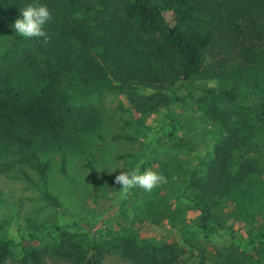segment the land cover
<instances>
[{
	"label": "trees",
	"instance_id": "16d2710c",
	"mask_svg": "<svg viewBox=\"0 0 264 264\" xmlns=\"http://www.w3.org/2000/svg\"><path fill=\"white\" fill-rule=\"evenodd\" d=\"M32 3L46 5L52 19L44 26L47 42L43 38L25 39L13 51L0 52V172L13 170L27 177L25 170H29L45 182L48 153L56 150L60 152V170L65 172L69 145L80 143L99 125L98 109L88 101L92 92L117 89L136 113L157 110L163 97L156 99L154 94L140 91V86L155 82L148 79L143 65H135L122 53L110 57L97 54L105 41L118 47L134 35L152 34L160 39L165 50L160 55L164 75L155 79L162 82V88L214 79V87L205 84L202 90L226 100L234 113L264 123V87L251 85V104H239L226 88L224 77L205 63L212 48L228 53V49L264 45V0H0V21L12 26L20 18V9ZM150 45L160 52V46ZM218 126L204 134L207 149L196 156L179 194L197 213L199 227L190 230L193 237L217 234L220 227L213 223L209 202L226 196L240 176L247 174L243 167L233 172L229 161L231 152L244 140L241 133L226 115L220 117ZM175 130L171 122L163 130L165 137L195 152L197 144L175 135ZM86 164L92 170L91 164ZM42 196L50 206L61 209L49 192ZM72 224L47 227L41 237L57 251L53 232ZM222 231L242 251L264 241V228L247 238L229 229ZM20 239L26 248L23 262L41 264V252L33 244L38 236L29 234ZM98 239L90 234L85 250L69 243V262L103 264ZM12 244V238L2 233L0 264ZM113 248L128 264H174L177 259L172 245L157 250L121 239ZM182 264H202L199 252Z\"/></svg>",
	"mask_w": 264,
	"mask_h": 264
},
{
	"label": "rangeland",
	"instance_id": "374dc122",
	"mask_svg": "<svg viewBox=\"0 0 264 264\" xmlns=\"http://www.w3.org/2000/svg\"><path fill=\"white\" fill-rule=\"evenodd\" d=\"M24 40L11 25L0 21V52L13 51ZM159 41L157 35H134L118 47L105 41L97 50V54L108 57L122 53L135 65H143L148 79L155 82L140 86V91L154 94L156 99L163 97L157 110L136 113L117 89L92 92L88 101L98 109L99 125L80 143L69 145L65 172L60 170L57 150L48 153L45 182L29 170H25L27 177L13 170L0 172V240L5 233L14 241L2 264H30L23 262L26 248L20 239L29 234L38 236L33 244L41 252V264H71L66 256L69 243L85 250L92 233L99 238L103 264H128L113 248L121 239L157 250L172 245L177 255L174 264L190 262L196 252L202 264H264V241L242 251L222 231L229 229L247 238L264 228V123L234 113L226 100L203 91L205 84L215 86L214 79L205 84L202 80L177 82L169 89L162 88V82L155 79L164 75L160 55L165 50ZM151 43L160 46V52ZM123 49L131 50L125 53ZM227 52L209 49L205 63L224 77L226 88L239 104L249 105V87L255 83L264 87V45ZM95 59L101 62L97 56ZM222 115L244 138L231 152L233 172L243 167L247 174L240 176L226 196L209 202L213 223L220 227L217 234L193 237L190 230L199 227L197 213L179 194L196 156L207 149L204 134L218 129ZM171 122L176 126L175 135L197 144L195 152L165 137L163 130ZM149 168L164 175L167 183L151 192L133 188L127 194L122 185L114 183L121 171L142 173ZM44 191L59 202L61 209L43 199ZM70 222L71 226L53 232L57 251L51 249L41 234L47 227Z\"/></svg>",
	"mask_w": 264,
	"mask_h": 264
},
{
	"label": "clouds",
	"instance_id": "9594fccd",
	"mask_svg": "<svg viewBox=\"0 0 264 264\" xmlns=\"http://www.w3.org/2000/svg\"><path fill=\"white\" fill-rule=\"evenodd\" d=\"M20 18L16 19L12 28L15 34L26 40L43 38L45 42L48 35L44 29L46 23L52 19L50 10L46 5L32 3L20 9ZM115 184L122 185L121 190L127 194L133 188H140L151 192L155 188L167 183V178L152 170L146 169L142 173L136 170L121 171L115 176Z\"/></svg>",
	"mask_w": 264,
	"mask_h": 264
}]
</instances>
